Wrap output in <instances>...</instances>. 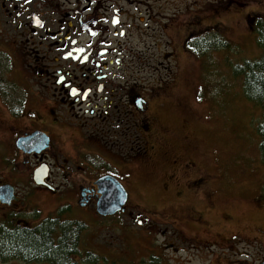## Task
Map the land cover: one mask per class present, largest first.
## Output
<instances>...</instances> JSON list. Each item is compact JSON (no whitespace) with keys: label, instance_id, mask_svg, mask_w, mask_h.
I'll use <instances>...</instances> for the list:
<instances>
[{"label":"flooded vegetation","instance_id":"1","mask_svg":"<svg viewBox=\"0 0 264 264\" xmlns=\"http://www.w3.org/2000/svg\"><path fill=\"white\" fill-rule=\"evenodd\" d=\"M215 1L0 0V64H9L0 70V160L7 161L3 172L10 179L0 186H12L17 198L11 207L0 205L38 206L20 199L27 179L33 192L59 207L96 213L102 178L116 179L129 199L137 178L161 176L177 148L164 117L181 114L183 127L194 115L182 86L189 82L186 62L192 67L202 55L205 63L211 46H224L229 27L223 16L244 15L256 39L264 29V0ZM31 139L36 143L28 145ZM179 148L195 150L188 141ZM177 157L178 181L203 195L209 174L201 157ZM41 166L46 177L38 186L33 178ZM126 208L121 215L136 224L152 221L148 212L130 210L128 201ZM154 223L176 227L187 235L181 239H189L190 226L200 228L195 236L205 234L233 256L217 254L219 264H264V239L232 234L238 247L228 249L226 231L215 232L217 225L198 222L195 213L160 214ZM256 231L264 236V229ZM195 242L194 252H211L209 242Z\"/></svg>","mask_w":264,"mask_h":264},{"label":"rangeland","instance_id":"2","mask_svg":"<svg viewBox=\"0 0 264 264\" xmlns=\"http://www.w3.org/2000/svg\"><path fill=\"white\" fill-rule=\"evenodd\" d=\"M244 17L234 13L223 16L222 23L229 27L224 46L220 49L211 46L205 63L200 61L202 55L195 57L192 67L190 61L186 62L187 73L183 75L189 77V82L187 87L184 83L182 86L194 115L189 125L183 127L177 123L181 114L178 118L172 113L164 117L167 128L174 134V138L170 136L168 141L177 146L173 159L166 160L167 165L157 179L147 176L138 183L137 178V186L131 184L127 189L130 210L148 212L153 222L138 226L134 218L127 215L103 219L97 216L94 207L87 211L79 207L69 208L65 220L81 221L89 227L82 238L83 253L94 252L102 259L107 258L110 264H151L152 258L158 264H219L215 262L219 258L217 254L222 256L225 253L227 260H233L231 253L221 248L222 243H215L205 234L195 236L201 232L196 226H190L185 232L189 239H181L187 235L183 236L176 227L154 223L160 219V214L169 216L178 210L184 215L195 213L200 223L206 221L210 226L217 225L219 228L215 232L226 231L227 238L232 239L228 249L238 247H235L238 244L236 239H264L256 231L264 229V165L257 133L262 113L259 107L246 100L242 77L235 75L236 67L261 56L262 52L255 33L246 27ZM214 18L210 19L213 21ZM8 67V62L3 60L0 70L6 72ZM187 141L195 148L190 153L179 148ZM177 156L193 160L201 157L203 169L209 174L203 195L196 188L189 189L178 181L174 164ZM6 165V160H0V181L9 178L3 172ZM24 181L29 186L27 190L23 186L18 189L21 201L26 202L28 197L38 206L31 205L26 209V205L19 203L15 209H6L0 205V222L24 220V224L37 225L64 209L44 193L33 192L30 182ZM223 224L232 225L223 227ZM232 234L237 235L236 239L231 237ZM198 239L209 242L211 252H204V248L194 252L192 246H199L195 242Z\"/></svg>","mask_w":264,"mask_h":264},{"label":"trees","instance_id":"3","mask_svg":"<svg viewBox=\"0 0 264 264\" xmlns=\"http://www.w3.org/2000/svg\"><path fill=\"white\" fill-rule=\"evenodd\" d=\"M256 34L261 56L236 67L235 75L242 77L246 100L259 107L262 113L257 133L264 165V29L260 27ZM66 213L67 209H59L56 215L37 225L16 220L1 221L0 264H110L107 258L102 259L94 252H82V238L89 227L81 221L65 220ZM151 260V264H158L154 258Z\"/></svg>","mask_w":264,"mask_h":264},{"label":"water","instance_id":"4","mask_svg":"<svg viewBox=\"0 0 264 264\" xmlns=\"http://www.w3.org/2000/svg\"><path fill=\"white\" fill-rule=\"evenodd\" d=\"M36 140L31 139L28 145H33ZM46 172L44 167L41 166L34 173V182L36 185H44ZM100 195L102 196L97 204L96 210L99 216L109 217L117 213H125L127 208L128 194L119 182L112 177L102 178L99 182ZM15 189L12 186H0V203L6 206H12L16 201ZM142 225L143 222H137Z\"/></svg>","mask_w":264,"mask_h":264},{"label":"bare ground","instance_id":"5","mask_svg":"<svg viewBox=\"0 0 264 264\" xmlns=\"http://www.w3.org/2000/svg\"><path fill=\"white\" fill-rule=\"evenodd\" d=\"M24 221V220H23Z\"/></svg>","mask_w":264,"mask_h":264}]
</instances>
